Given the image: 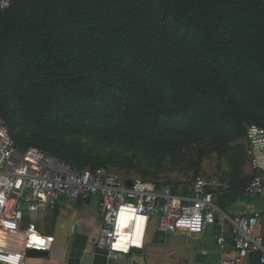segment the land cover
Here are the masks:
<instances>
[{
    "label": "trees",
    "instance_id": "1",
    "mask_svg": "<svg viewBox=\"0 0 264 264\" xmlns=\"http://www.w3.org/2000/svg\"><path fill=\"white\" fill-rule=\"evenodd\" d=\"M0 117L18 149L72 169L121 164L67 132L222 149L231 120L264 128V0H16L0 11ZM25 123L39 130L15 132Z\"/></svg>",
    "mask_w": 264,
    "mask_h": 264
},
{
    "label": "built area",
    "instance_id": "2",
    "mask_svg": "<svg viewBox=\"0 0 264 264\" xmlns=\"http://www.w3.org/2000/svg\"><path fill=\"white\" fill-rule=\"evenodd\" d=\"M15 1L0 0V11L10 10ZM247 150L255 177L241 194L255 200L264 197V128L248 127ZM231 190L219 176L203 173L161 191L142 179L122 178L106 167L72 169L38 148L18 149L0 117V264H27L29 251L50 252L54 246L55 237L27 222L28 214L55 211L64 200L90 196H98L102 202L103 226L96 246L106 253V264H122L124 256L132 255L133 247L121 241L122 232L132 230L122 226V218L129 212L145 218L139 249L145 247L153 221L159 232L172 235L216 227L220 252L231 248L234 253V258L218 264H245L252 257L264 264V237L256 234L260 214L231 217L217 203ZM228 224L231 244L224 235Z\"/></svg>",
    "mask_w": 264,
    "mask_h": 264
},
{
    "label": "crops",
    "instance_id": "3",
    "mask_svg": "<svg viewBox=\"0 0 264 264\" xmlns=\"http://www.w3.org/2000/svg\"><path fill=\"white\" fill-rule=\"evenodd\" d=\"M236 204L240 205L238 201ZM236 204L227 195L223 201V211L231 217L259 213L256 234L264 237V203L259 206L254 204L250 209L243 207V211H239ZM26 219L27 222L36 223L44 235L55 237L48 257L36 258L38 260H33L31 264H106V253L96 246L103 226L102 202L98 196L77 201L64 200L55 211L28 214ZM219 233L218 228L208 227L204 232L196 234H164L157 230L153 221L146 236L143 253L124 256L121 263L218 264L224 258H234L231 248L224 254L220 252L215 239ZM231 233L232 227L228 224L224 235L230 244ZM203 252H207V255H203ZM245 264L260 263L257 257H252Z\"/></svg>",
    "mask_w": 264,
    "mask_h": 264
},
{
    "label": "rangeland",
    "instance_id": "4",
    "mask_svg": "<svg viewBox=\"0 0 264 264\" xmlns=\"http://www.w3.org/2000/svg\"><path fill=\"white\" fill-rule=\"evenodd\" d=\"M240 88L241 93L249 91V88L243 82H241ZM246 98L247 101H250V98ZM248 125L249 122L241 125L231 120L229 127L227 126L225 130L222 129L224 135L221 140L227 142L222 149H217V142L220 139L216 138L215 135H211L194 142L188 148L178 151V153L168 154H158L156 151L145 149L139 142L127 144L119 139L102 141L95 136L68 132L60 140H65L70 145H83L87 150L92 151L94 155L118 154L116 162L120 163L121 166L115 167L109 164L105 166L106 168L122 178H136L147 181L161 191L176 187L180 183L193 179L202 173L209 176H219L228 182L232 188L233 192L231 191L226 195L235 204L238 201L240 205H236L239 206V211H243L241 209L243 207L250 209L254 204L259 206L264 203L263 198H257L254 200L255 202H247L242 194H240L241 197L239 196L240 199L237 200L234 195L236 192H242L255 177L247 150ZM38 130L39 128L35 124L25 123V126H18L15 132L22 131L26 136L27 132H37ZM54 137V135H51V138ZM179 240L182 239L179 238ZM33 260L38 259L29 258L27 264H31Z\"/></svg>",
    "mask_w": 264,
    "mask_h": 264
},
{
    "label": "bare ground",
    "instance_id": "5",
    "mask_svg": "<svg viewBox=\"0 0 264 264\" xmlns=\"http://www.w3.org/2000/svg\"><path fill=\"white\" fill-rule=\"evenodd\" d=\"M122 226L123 228L130 226L132 230L123 231L121 234V241L129 243L128 247L140 248V238L145 228V218L129 212L122 218Z\"/></svg>",
    "mask_w": 264,
    "mask_h": 264
},
{
    "label": "water",
    "instance_id": "6",
    "mask_svg": "<svg viewBox=\"0 0 264 264\" xmlns=\"http://www.w3.org/2000/svg\"><path fill=\"white\" fill-rule=\"evenodd\" d=\"M127 185L128 187H131L132 181H129ZM130 253L135 254V255H140L143 253V250L133 247L131 248ZM48 255H49V252H40V251H33V250L28 252L29 258H44V257H48Z\"/></svg>",
    "mask_w": 264,
    "mask_h": 264
}]
</instances>
